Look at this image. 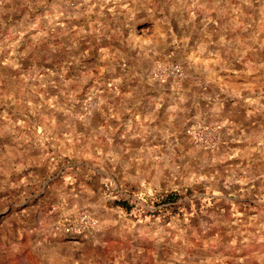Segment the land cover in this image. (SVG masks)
Listing matches in <instances>:
<instances>
[{
	"label": "clouds",
	"instance_id": "1",
	"mask_svg": "<svg viewBox=\"0 0 264 264\" xmlns=\"http://www.w3.org/2000/svg\"><path fill=\"white\" fill-rule=\"evenodd\" d=\"M6 2L7 0H0V17L4 15ZM26 2L32 3L33 0ZM108 3L113 6L107 12L102 11L100 22L93 26L91 32H85L83 27L77 29V35L90 37L88 51L78 50V42L73 43L69 49L70 53L78 50L75 52L77 58H84L93 48L99 47L102 57L107 61L102 71L115 72L117 67L124 70L120 79L112 81L107 94L90 92L84 101L82 113H74L66 103H58L55 96L52 98L56 108L68 117L67 135L63 141L53 130L52 118L42 113L40 107L30 100L26 103V110L36 117L35 121H21L17 125L5 115L12 131L17 128L32 131L35 146L41 149L42 159L46 158L45 145L56 150L47 157L54 161L52 170L60 162L59 158L64 156L75 163H64L62 175L67 183L49 181L53 184L51 194L46 197L37 213L43 220L41 227H35V221L29 218L19 232L14 230L6 236L0 235V264H8L13 259L20 261V264H141L145 249L139 246L133 248L131 259L127 248L113 251L112 261L105 259L102 249L109 237L133 242L142 239L154 241L152 264H217V261L201 259L189 251L190 226H185L179 216H173L164 206L155 207L168 193L183 192L189 188L194 194L191 198L186 197L181 207L185 218L189 215L185 211L187 206H191L192 215H195V201H203L202 211L208 217L207 221L201 217L204 230L218 231L215 240L212 237H201L199 232L195 234L196 237L209 246L213 242L219 246L224 243L223 232H230L232 235L231 244L227 246L229 254L221 253L218 264H253L257 260L259 264H264V247L251 252L249 256L231 254L238 243L247 246L250 241L255 240L258 244H264V224L260 225L256 234L233 230L232 223L239 221H233L232 218L243 215L238 210L239 205L232 204L231 216L216 206L217 200L228 203L242 198L245 186L252 184L254 180L264 183V169L258 175H253L250 166H242L252 152L264 155V125L250 135H241L242 130L230 120L217 122L209 129L204 128V119L208 113L201 104V94L209 101L213 96L207 92L202 93L201 87L182 90L175 81L172 82V96H168L164 82L173 76L178 81L185 76V71L179 64L173 67L170 62L172 57L160 51L162 47H170V41L178 50L185 51V58L187 51H192L194 57L210 61L206 70L201 69L202 74L213 77L231 74L233 53L235 58L243 59L249 53L256 52V40H239L237 30L248 31L257 26L253 16L249 14L256 5H259V24L264 25V0H107L106 8ZM142 11L150 14L156 26L155 34L146 40L137 38L135 33V25L140 23L137 16ZM178 11L181 13L178 22L182 39H177L170 23ZM210 12H215L216 17L207 15ZM201 13L205 14L207 22L217 24V30H206L196 40V21ZM3 25L4 20L0 19V27ZM60 28L65 33L69 32L65 25H60ZM124 29L128 31V39H125ZM190 41L193 42L190 44ZM104 42L107 46H101ZM132 48H140L141 51L160 58L156 71L147 78L138 67L133 65L129 68L125 63V49ZM18 60L19 57L13 52L12 57L5 60L4 64L20 68ZM236 75L242 78L264 76V62L250 59L249 70ZM37 78L27 75L23 77L25 81ZM92 78L91 75L86 76L81 85L87 84ZM133 80L139 81L136 87H128L126 91L117 90ZM70 83L71 81L61 79L43 86L57 89L58 94L66 101L74 102L75 94L68 88ZM145 85L158 86L161 91L154 98V109L143 119L137 117V123L134 124L132 120H125V117L139 105L137 97L143 92ZM2 87L4 78L0 77V88ZM246 87L241 86L235 95L239 96ZM7 99L19 103L11 93L7 95ZM258 99H264V90L259 94L249 95L248 104L256 106L249 112V117L264 114V106L258 104ZM168 101H173V106L169 108L168 126L161 129L157 136V140L162 138V142L158 146L133 144L132 140L144 141L147 133L156 134L151 125L158 110ZM222 103L216 102L214 113L219 112ZM101 116L103 122L100 121ZM187 121H191L194 127L188 136H184L188 129L183 125ZM8 130L0 129V134ZM24 138L31 139L27 136ZM241 142L248 145L247 149L228 147ZM85 160L88 161L86 167L83 165ZM237 160L241 163H236ZM27 166L26 160L15 163V157L13 161L0 157V174H8L11 168L20 171ZM73 168H78V173L73 172ZM80 175L84 179L79 181V188L66 191L69 184L77 183ZM97 181L103 185L98 190ZM22 183L26 189L34 187L38 194L44 190L28 179ZM221 183L223 188L230 190V198L219 190ZM237 185L240 186V191L236 190ZM121 200L128 201L133 206L131 212L114 204ZM209 203L211 209L208 208ZM169 217L172 223L166 226V218ZM25 235L28 240L22 242ZM70 236L74 239L69 240ZM76 236L79 239H75ZM162 237L171 239L170 251L167 253H162L160 249Z\"/></svg>",
	"mask_w": 264,
	"mask_h": 264
},
{
	"label": "rangeland",
	"instance_id": "2",
	"mask_svg": "<svg viewBox=\"0 0 264 264\" xmlns=\"http://www.w3.org/2000/svg\"><path fill=\"white\" fill-rule=\"evenodd\" d=\"M107 0H42V2L27 3L26 0H7L4 4V15L0 19L4 20V25L0 27V77L4 78V87L0 88V129L8 128L0 134V157L6 158L8 161L20 163L21 160H26L28 166L23 170L16 171L11 168L8 174H0V235H8V233L19 232L29 220L35 221V227H41L43 220L37 213L40 211V206L47 196L51 194L50 190L55 183H67L62 175V170L65 162L75 163L69 161L67 156L59 158L58 163L55 164V170H52L54 161L50 155L56 151L53 148L44 147L47 151L44 153L46 158H41V149L35 146V139L30 129H19L12 131L8 125L5 115L10 118L14 124H19L21 121H35L36 117L26 110V103L28 100L35 103L40 107V111L46 116H50L53 120V130L55 134L63 141L64 136L67 135V120L68 117L64 112L59 111L52 98L57 97V102L67 104V107L72 112L82 113L84 101L90 92L98 91L99 93L107 94L110 85L114 79H120L124 75V70L117 67L115 72L102 71L107 61L102 57L99 47L93 48L89 55L84 58H77L75 54L78 50L88 51L89 44L88 36L77 35V29L83 27L85 32H91L95 24L100 22L102 11L107 12L108 8L113 5L107 4ZM259 5L250 11V15L256 21L257 26L249 29L248 31L239 32L237 37L241 41H248L250 38L256 40L254 47L255 53H249L243 59L235 58L233 53L234 63L231 74L224 73L219 77H213L208 74H202L201 69L206 70L210 66V61L202 59L198 56L194 57L192 51H187V58H185V51L178 50L169 41L170 47H162L161 53L172 57L170 61L175 67L177 64L181 65L185 71V76H182L176 81L175 76L170 77L165 81V90L168 96H172V82L175 81L179 84L182 90L188 91L195 87H201V92H207L213 96L211 101L203 98L201 94V104L208 115L204 119V128L209 129L217 122L227 120V115L238 110L244 112L253 111L255 105H249L247 99L251 93H261L264 90V76H255L252 78L237 77V73L247 72L249 70V60L255 59L258 62H264V25H260V17L257 9ZM207 15L215 18L216 13L210 12ZM181 13L178 11L174 14V19L170 21L172 32L177 34V39H182L179 18ZM137 19L140 23L135 25V33L137 38L148 39L156 32V26L150 14L147 11H142L138 14ZM222 23V22H221ZM197 29L194 33L196 40H199L200 33L214 32L217 30L216 23H209L205 20V14L201 13L197 17ZM60 25H65L69 30L65 33ZM125 32V39H128V31ZM258 33V35H257ZM218 39V37H216ZM79 44L78 50H73L70 53L69 49L73 43ZM193 41H190V44ZM93 43H95L93 41ZM101 46H107L104 42ZM53 49H56L53 51ZM243 51V49H241ZM13 52L19 57L18 62L20 68H13L10 65L4 64L5 60L12 57ZM127 60L125 63L129 68L135 65L138 67L145 78L150 76L156 71L160 58L154 56L150 52L141 51L140 48L125 49ZM187 60V62H186ZM38 77L37 79H29L25 81L24 76ZM91 75L93 78L87 84L81 85V81L86 76ZM71 81L68 88L75 94L74 102H68L62 95L58 94V90L51 87H44L45 83L54 81ZM202 81V84H201ZM139 81L133 80L126 83L125 86L118 87V91H126L128 87H136ZM30 85L31 87H28ZM247 86L244 92L239 96L235 95L241 86ZM158 86H144L143 92L137 97L139 105L133 108L132 113L125 117V120H132L137 123V117L140 119L145 118L154 109V98L160 93ZM11 93L14 100L19 103H13L12 100L7 99V95ZM27 93V97H25ZM45 93L47 94L45 96ZM222 101L219 112H213L216 107V102ZM211 104V107L209 105ZM258 104L264 106V99H258ZM173 106V101H168L159 110L156 119L153 121L151 127L155 130V135L151 133L145 134L144 141L132 140L135 145L147 143L148 146H158L162 142L157 140L161 129H166L168 126L169 108ZM235 115V114H234ZM230 117V116H229ZM255 120L264 125V114L252 116ZM103 122V117H100ZM188 131L183 135L188 136L192 127L191 121L185 122L183 125ZM17 133H20L19 135ZM27 136L31 139H25ZM131 139V137H130ZM88 161H83L86 167ZM11 167V166H10ZM73 172L78 173V168H73ZM60 173V175H58ZM25 179L32 181L34 184H39L43 188V192L38 194L34 187L25 188L22 183ZM84 179L83 175L79 176L76 184H69L66 191H72L79 188V181ZM47 184V187H45ZM13 185H16L13 187ZM91 186V182H89ZM97 181V190L102 188ZM219 190L221 193L228 197L226 193L228 189L223 188L221 183ZM225 191V193H224ZM191 188L183 192L173 191L167 195H172L175 200L172 204H162L165 199L160 200L155 207L159 208L164 206L167 210L172 212L173 216H179L185 226L189 227V236L191 237L189 243V251L195 255L200 256L201 259L208 258L210 260L218 261L220 254H229L227 246L231 244L232 235L230 232H223L224 243L217 245L215 242L209 246L201 239L196 237L199 232L201 237L217 238L218 231L213 229L210 231L204 230V225L201 223V217L207 221L208 217L204 215L202 209L204 208L203 201H195L196 209L195 215H192L193 209L187 206L185 211L189 214L185 218L184 213L181 212V207L184 205L185 198L193 196ZM203 194V193H202ZM128 212L132 211V205L129 204ZM264 187L258 195V199L250 202L243 211V215L233 217V221L237 218L239 223L233 222L231 228L240 232L257 233L260 225L264 224ZM116 201L114 202V204ZM234 204V203H232ZM231 202L226 203L225 200H217V208L223 209L224 213L231 216L232 213ZM116 205V204H115ZM117 206V205H116ZM208 208L211 209V203ZM239 209H242L239 207ZM159 214V213H157ZM171 218H166V226L171 224ZM237 225L235 228L234 226ZM171 231V229H168ZM72 240V238H68ZM75 239H79V236ZM163 243L160 245L162 253L170 251L169 244L171 239L162 237ZM28 236L25 235L24 241L27 242ZM154 241L152 240H139L133 242L131 240H124L119 237H109L105 247L102 249L105 259L112 261L113 251L128 249L129 259L134 247H142L145 249L144 258L141 264H152L151 253L153 252ZM264 247V244H258L257 241H250L249 245L245 246L238 243V246L233 251L237 256H249L251 252L257 251L259 248ZM8 264H20L18 260H10ZM253 264H259V261H253Z\"/></svg>",
	"mask_w": 264,
	"mask_h": 264
},
{
	"label": "crops",
	"instance_id": "3",
	"mask_svg": "<svg viewBox=\"0 0 264 264\" xmlns=\"http://www.w3.org/2000/svg\"><path fill=\"white\" fill-rule=\"evenodd\" d=\"M235 114V115H234ZM230 116V117H229ZM229 113L227 115V120H230L232 123L236 124L238 129L242 130L241 135H250L253 131H258L259 128L261 127V122H258L255 120V117H249L248 112H244L243 110H238L233 113V117ZM229 148L231 149H236V148H243L247 149L248 145L244 142H241L239 144H230L228 145ZM255 147V145H253ZM232 163V162H229ZM236 163H241L239 160L236 161ZM243 167H248L250 166L251 168V173L253 175H258L261 169H264V155H261L260 152H252L250 157L245 160L242 164ZM223 167V165H221ZM221 186V185H219ZM237 191H240V186H235ZM264 187V183H262L260 180H254L252 184H249L245 186V191L241 193L242 198L240 199H233L231 200V204L235 203L238 204L239 207L242 209H238L239 211H243V209L250 204V202H253L254 200L258 199V195L261 193L262 188ZM221 187H219L220 189ZM225 193V191H224ZM226 193H229V198L231 197V192L228 189ZM175 198L172 195H167L165 199L161 202L162 204H172L174 202ZM119 207H123L126 210L129 209V205H127V202L121 200V201H116L115 203ZM165 204V205H166ZM129 211V210H128ZM237 218L235 219V221ZM237 225L234 226V228ZM76 236L75 238H77ZM74 239V237H68ZM2 251V249H0ZM10 262V261H9ZM8 262V263H9Z\"/></svg>",
	"mask_w": 264,
	"mask_h": 264
}]
</instances>
